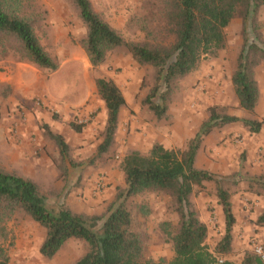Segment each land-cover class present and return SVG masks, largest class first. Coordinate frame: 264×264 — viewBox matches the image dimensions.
I'll use <instances>...</instances> for the list:
<instances>
[{"label":"rangeland","instance_id":"obj_1","mask_svg":"<svg viewBox=\"0 0 264 264\" xmlns=\"http://www.w3.org/2000/svg\"><path fill=\"white\" fill-rule=\"evenodd\" d=\"M90 1L93 9L128 40L157 44L172 40L162 9L165 0ZM31 10L40 14L35 33L58 67L39 68L12 55L0 58L2 70L17 62L26 64L22 76L28 86L25 95L21 90L14 93L11 86L4 96V84L8 82L0 80V167L33 180L47 205L55 210L64 207L85 215L105 214L125 186L120 163L128 150L146 154L155 142L175 150L186 149L190 139L176 144L172 141L176 119L188 117L191 127L207 118L209 106L218 104L230 114L264 121V59H256L251 67L259 88V101L253 113L237 106L231 83L244 38L264 43V6L253 20L244 22L236 16L226 28L227 46L216 56H205L193 72L173 82L168 112L161 119L142 102L154 83L150 65L138 64L126 48L116 47L109 50L102 64L92 66L80 42L86 27L72 0H30L24 11L30 15ZM99 76L116 82L129 108L125 109L109 150L96 155L105 118L104 105L95 87V78ZM46 90L54 100L48 99ZM62 104H69L75 112L70 119L61 115L58 107ZM46 115L67 125L71 122L83 125L82 130L91 126L90 134L83 139L79 132L66 134L69 151L64 159L55 141L45 132ZM21 125L30 129L25 138L18 132ZM205 141L195 166L212 172L231 193L236 223L232 250L227 257L239 262L245 250L256 253L258 245L264 249V226L257 224L264 209V126L258 133H250L241 123L227 124L207 135ZM101 175L105 176L106 184L95 194V180ZM216 197L214 181L196 187L192 196L194 207L208 225L206 244L210 249L224 234L223 214ZM131 207L145 256L170 257L173 253L170 234L177 227L170 197L163 192L146 193L134 198ZM147 208L149 211L145 212ZM6 227L7 238H0V242L7 248L9 264H69L88 249L83 239L70 237L55 255L43 256L40 246L46 230L23 212H16Z\"/></svg>","mask_w":264,"mask_h":264},{"label":"trees","instance_id":"obj_2","mask_svg":"<svg viewBox=\"0 0 264 264\" xmlns=\"http://www.w3.org/2000/svg\"><path fill=\"white\" fill-rule=\"evenodd\" d=\"M28 1L0 0V58L12 55L39 68L55 70L57 62L35 33L39 12L31 10L27 15L24 11ZM72 1L86 27L85 37L80 42L92 66L102 64L109 50L124 47L138 64L153 68L154 83L142 102L157 119L167 115L173 82L193 72L205 56H216L227 46L226 28L236 16L242 17L244 22L253 20L264 6V0H165L162 9L172 40L157 44L126 39L93 9L90 0ZM260 58L264 59V43L244 38L231 83L237 106L248 113L255 111L259 101V88L251 67ZM4 86V96H7L12 87L8 83ZM95 87L105 109L102 139L96 154L101 155L115 140L126 99L111 78L96 77ZM207 111V118L187 142L185 150L155 142L146 154L130 149L123 155L120 167L125 186L105 214L85 215L64 207L55 210L47 205L33 180L0 167V238H7L6 222L19 211L45 228L46 235L40 246L45 257L55 255L70 237L88 243L85 254L69 264H264L260 256L249 249L239 262L227 257L232 250V230L236 223L231 193L220 178L195 166L203 138L215 129L241 123L250 133H258L264 121L230 114L218 104L209 106ZM70 127L80 132L83 125L71 122ZM45 132L65 159L69 146L61 134L51 131L47 125ZM70 164L74 165L71 161ZM205 181L215 183L216 204L221 208L224 221V234L213 249L206 244L208 225L192 201L195 188L202 187ZM150 192L167 194L174 206L177 227L170 234L173 249L170 257H146L141 234L135 228L131 203L134 198ZM257 224L264 226V209ZM0 264H9L7 248L1 242Z\"/></svg>","mask_w":264,"mask_h":264},{"label":"crops","instance_id":"obj_3","mask_svg":"<svg viewBox=\"0 0 264 264\" xmlns=\"http://www.w3.org/2000/svg\"><path fill=\"white\" fill-rule=\"evenodd\" d=\"M25 65L26 64H24V63L17 62V63H15V65H13L11 67H9V65H7L4 67L3 70L0 69V80L4 81V82H8L13 87L14 93L21 90L22 93L25 95V93L28 89V86L26 85V81L24 78V74L22 76V73H23L22 70L24 69ZM7 67H9V68L5 69ZM10 68H12V69H10ZM38 80L39 79H37V81ZM46 94H48V97H49L48 99L54 100V99H52L53 95H51L49 90H46ZM128 104H129V102L126 99V106L120 112V120H122L124 112L128 110V108H129L127 106ZM58 109L60 110L61 115H63V118H64V116H67L68 119H70L73 116V114L75 113L74 111H72L69 104H62L58 107ZM125 109H127V110H125ZM188 119H189L188 117L185 118L184 120H182L180 118L178 120L176 119L175 124L173 125V127H174L173 131L176 133V135H175V138L172 139V141H174L175 144L177 143V141L186 142L189 139H191V137L198 131L200 124L202 123V121H201V122H198V124H194L190 127V125H188V124H191V123L188 122ZM44 121H45V123L43 124L44 129H46V125H47L51 131L61 134V136L63 137L64 140H65L64 137H66V134H70L72 132L77 133L70 127V124L67 125L63 121L59 122V120H57L54 117H47V115H46V117L44 118ZM120 125H121V121L119 122V126ZM90 127L91 126H88V128H86L85 130L83 129L81 132L78 133V134H80L82 139H83V137L89 136L90 133H88V132H90V130H91ZM178 127L180 130L178 129ZM5 130H6V128H5ZM18 130H19L18 132L22 138H25L29 134V131H30V129L28 130L27 127L23 126V125H21ZM205 139L207 140V136H205V138L202 141V144H201L200 148L198 149V151L204 149L203 146L206 144ZM88 140H89V138L86 139V141H88ZM65 142L67 143L66 140H65ZM198 151H197L196 157L198 156ZM195 160H196V158H195ZM209 168L211 170L214 169V168H212V166H209ZM92 178H95V176H92Z\"/></svg>","mask_w":264,"mask_h":264},{"label":"built area","instance_id":"obj_4","mask_svg":"<svg viewBox=\"0 0 264 264\" xmlns=\"http://www.w3.org/2000/svg\"><path fill=\"white\" fill-rule=\"evenodd\" d=\"M79 123H81V120H78ZM106 184V178L104 175H101L95 180V185H94V193H99L100 191L103 190ZM256 253L260 256L261 260L264 262V249L261 245L256 246L255 248Z\"/></svg>","mask_w":264,"mask_h":264}]
</instances>
